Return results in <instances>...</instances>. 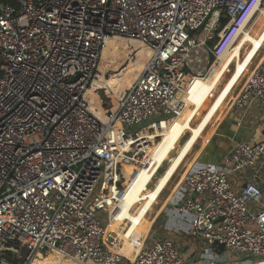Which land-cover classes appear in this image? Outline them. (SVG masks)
Here are the masks:
<instances>
[{
	"label": "built area",
	"instance_id": "built-area-1",
	"mask_svg": "<svg viewBox=\"0 0 264 264\" xmlns=\"http://www.w3.org/2000/svg\"><path fill=\"white\" fill-rule=\"evenodd\" d=\"M263 13L264 0H0V264H34L52 253L80 264H187L169 237L147 245L152 227L130 237L133 260L107 229L183 111L181 96ZM119 40L130 49L126 63L141 49L150 56L115 94L98 83L118 73L103 61ZM250 68L235 88V110L264 106V55ZM225 162L256 172L237 193L225 170L192 168L177 183L182 196L167 214L169 231L201 237L211 258L264 263V143H237ZM126 165L134 168L129 178Z\"/></svg>",
	"mask_w": 264,
	"mask_h": 264
},
{
	"label": "crops",
	"instance_id": "crops-1",
	"mask_svg": "<svg viewBox=\"0 0 264 264\" xmlns=\"http://www.w3.org/2000/svg\"><path fill=\"white\" fill-rule=\"evenodd\" d=\"M263 47H264V44H263ZM259 51H261V49ZM259 51L254 52V50H251V52L247 55L242 65L237 70L238 73L236 72L237 74V77L235 78L236 80L238 79L240 74L243 72L244 68L248 65L251 58H254L255 55L258 54ZM246 60H247V63L245 65ZM215 71L217 72V70ZM237 93H238V89H236L232 93L231 97L228 98V95L230 93L228 94L227 92L226 96L221 101L223 104L221 105L218 112L215 114V116L212 115L210 117L209 121L212 119V121L210 122L211 128L209 129L208 132H206L205 134H203V136H201L199 140L200 144H196V143H199L198 141L199 136H198L197 139L194 141V143H192V145L188 148V150L184 152L193 134L191 135L189 139L186 140V137H185V139L182 142L176 144L177 146H176L175 151H177L178 155H177V158L172 163H170L169 167L167 166L168 162H166L165 160L166 157L163 153L166 151L165 149L163 151L161 150V147L164 146L165 140L168 138H165L163 141L155 145L154 149L157 151V162L152 168L151 173L153 174V171L155 169L157 173L161 172V170L163 171V173L166 171L165 176L161 180L166 178L167 179L166 181H168L169 178H172V176L178 170L181 163L188 157V155H191L190 162L185 168V170H183L179 174L175 182H172V181L170 183L168 182L167 183L168 185L165 184L166 183L165 182L164 184L167 186L163 184L161 188L160 187L161 180H160L157 188L154 189V191L152 192V194L150 195V197L144 204L143 208L139 211H136V213L134 212L131 213V216L134 219L139 218L140 220V224L137 228L130 227L128 223L125 224L123 222L124 221L123 218L118 221H113L111 223L112 228L118 234L122 242L121 246H116L115 248L118 252H121L123 254L128 253L130 256H133L135 254L134 253L135 248L133 247L131 243L130 237L133 236L135 238L141 235L146 237L149 234L152 225L157 221V219L160 216L163 215V219L161 221L162 228L161 227L159 228L160 231L158 235L154 237L155 239H162L165 237L167 238L169 237L175 240L178 243L180 250L182 252V255L184 257V260L187 262V264H240L241 260H244L243 264H256L257 263V261L252 262L251 261L252 258H238L239 260H235V256L234 257H230L229 255L222 256L223 253L215 256L214 258H211V249L205 244L204 240L201 237L194 238L188 234L170 232L168 228L169 223H168L167 214L171 213V209H173V206L178 203V200H175V201L173 200L171 202L168 201L172 199L171 195L174 192L173 187L176 183L180 181L179 180L180 177L182 178L183 175L184 174L186 175V173L189 172L192 168L195 169V168H200V167H209V168L217 169V170H222V169L225 170L227 172L228 178L231 179V183H232L231 185L233 187V190L236 191L237 193H240L244 185L253 178V175L255 174L256 169L234 171L230 167V165H228L225 162L227 154L230 152V150L234 146H236L237 143H241V142L250 143V144L264 143V106H262L259 102H254L245 111L235 110L233 108V100L235 96L237 95ZM201 133L202 131L200 132V134ZM170 138L172 139L173 137H170ZM171 139H168V140H170L171 142ZM196 145H199V146H196ZM178 161H179L178 163L179 165H177L176 168L171 172L172 167ZM153 175L156 176L155 174ZM260 185L262 186L263 192H264V167L261 172ZM168 187H169V190L164 194V192L166 191V189H168ZM163 194L164 196H162ZM158 203L159 205L156 206ZM263 204H264V196H263ZM153 206H156V207L149 214ZM112 228L110 227L108 228L109 232H111ZM129 228L130 230L126 234V231H128ZM198 258H199V261L195 263V260ZM233 259L235 261H231Z\"/></svg>",
	"mask_w": 264,
	"mask_h": 264
},
{
	"label": "rangeland",
	"instance_id": "rangeland-1",
	"mask_svg": "<svg viewBox=\"0 0 264 264\" xmlns=\"http://www.w3.org/2000/svg\"><path fill=\"white\" fill-rule=\"evenodd\" d=\"M249 30L248 29L246 30L247 34L249 33ZM263 30H264V20L262 22H259L257 25H255L252 28V31H250V35L253 36L254 38H260L261 35H262V31ZM252 47H253V44H248L247 43V35H246V39H245V35H243L241 37V39H239V41L235 45V50L231 52V54L227 58V60H225L222 65L219 62L216 63V65L214 66L212 72L215 71V70H217V72L214 74L213 78L210 81L207 82V88H205L203 90V92L200 91V90L202 89L204 83L207 81V79H208V77H209L211 72L205 78L198 79L196 84L191 88V90L188 93L183 94L181 96V99H184L185 102H189L193 98L192 99V106L189 105V108H188V110H186L184 117H182L180 120L174 121L172 123V126L169 127V131H170V136L173 137V138L171 139L170 137H166L168 139H171V142H170V140L166 139L165 143H164V146L161 147L162 151L164 149L166 151V152H163V153H164V155L166 157V159H165L166 162H168V164H167L168 167H169L170 163H172L177 158L178 154H177V151H175L176 150V146H177L176 144L182 142L185 139V137H186V140L191 137V135L196 130V128L201 124V122L203 121V119L205 118V116L207 115L209 110L214 106V104L216 103L218 98L226 90L228 84L231 82V79L234 78V75L236 74L237 70L240 68V66L244 62L245 58L247 57V55L251 52ZM259 52H261L259 57L255 59V57L258 55L257 54V55H255L254 58H251V60L248 63V65L244 68L243 72L238 77V79H237L238 81L236 80L235 84L230 88V90L228 91V94L230 93L228 95V98L231 97V95H232L233 91L235 90L236 86L238 85L240 80L245 76V74L248 71V69L250 68V66L252 65L250 69H253L259 63V61H261V58L264 55V47ZM130 61L127 60V63L123 66V69L126 68L130 64ZM200 93H202V94H200ZM197 95H199V97L201 99L197 98ZM222 104H223L222 102L219 103V105L217 106V109H216L215 113L213 114V116H215V114L218 112V110L220 109ZM156 119L157 118H152L151 120L153 121V120H156ZM211 121H212V119L206 124L204 130H202V133L199 135L198 141L200 140L201 136H203V134L208 132L209 129L211 128V123H210ZM149 123H151V121L143 123L141 126H139V128H142V127L148 125ZM196 144H200V141H199V143H196ZM196 146H199V145H196ZM167 151H168V153H167ZM190 156L191 155H188V157L181 163V165L179 166V168L175 172V174L172 176V178H169V180L166 181L165 184H167L168 182L170 183L171 181L172 182L176 181V179L178 178L179 174L183 170H185V168L189 164ZM160 167H161V165H160ZM165 172L163 173V171L161 170V172L157 173V171L155 169L153 171V174H155L157 177L154 176L151 173L146 178V180L144 181L143 185L136 192V194L134 195V197H133V199L131 201V208H132L131 213L132 212L136 213V211H139V210H141L143 208L144 204L146 203V201L148 200V198L150 197V195L152 194L154 189L157 188L160 180L165 176ZM185 176L186 175L184 174L183 177L181 178V180ZM229 181L231 183V179H229ZM167 185H165V186H167ZM180 189L181 188L176 183L174 185V187H173V191L174 192L171 195L172 196V201L173 200L175 201V200H178L179 198H181L180 196H182V195H181V190ZM168 190H169V187H168V189H166L164 194ZM164 194L162 196H164ZM160 201H159V203H160ZM159 203L156 206H158ZM156 206H153V208L150 210L149 214L154 210V208ZM251 207H255L253 212L255 214H257L259 206H256V205L252 204ZM98 218H99V221L101 222V225L103 227H105L107 225V223H108V214L106 212L102 211V212L99 213ZM162 219H163V215L160 216L157 219V221L152 225V230H151V233L149 234V239H148V242H147L148 246H152L153 245L154 240H155L154 236L158 235V233L160 231L159 228L160 227L162 228V224H161ZM246 226L250 227V228H252L254 230H258V228L256 226L252 225V224H248L247 223ZM223 255L227 256V254H222V256ZM228 255L230 257H234V255H231V254H228ZM235 260H239L237 258V256H235ZM235 260L233 259L231 261H235ZM198 261H199V258L195 260V263H197ZM243 261L244 260H241L240 264H243ZM251 261L252 262L253 261L256 262L255 258H252ZM258 261H260V260L258 259ZM36 264H68V263L63 261L61 259V257L55 255L53 260L50 259V258H46V256H41V257L36 259ZM120 264H128V262L123 260ZM259 264H261V263H259Z\"/></svg>",
	"mask_w": 264,
	"mask_h": 264
},
{
	"label": "bare ground",
	"instance_id": "bare-ground-1",
	"mask_svg": "<svg viewBox=\"0 0 264 264\" xmlns=\"http://www.w3.org/2000/svg\"><path fill=\"white\" fill-rule=\"evenodd\" d=\"M263 20H264V13L258 19L256 25L259 22H262ZM243 35H245V39H246V35H247V42H251L253 44L252 50H254V52H257L260 49H262L263 44H264V39L263 38H261V37L260 38H254L253 36L250 35V32L247 34L246 30L244 31ZM242 36H240L239 39H241ZM239 39H238V41H239ZM134 44L136 45V47H138L136 43H134ZM235 45L232 47V49L228 50L221 57V59L219 61V63L221 65L230 56L231 52L235 48ZM129 52H130V49L128 48V45H127L126 41H124V40H119L118 42L117 41H113V42L109 43L108 47L106 48V50L104 52L103 65L105 63H109L108 65H111V67H113L112 69L114 70V72H118V73L112 74L111 78H109V79L108 78H106V79L102 78L101 81L98 83V86L100 88H106L109 91L115 92V94H116V93H119L120 90H123V89H126L127 87H129L131 85V83L137 78L139 73L143 70V67H144V65H145V63L148 60L150 55H149V53L147 51L141 49L138 52V54H137L136 61H131L130 64L126 68L123 69V66L126 64L125 60H126V57L129 54ZM246 63H247V60L245 61V65H246ZM215 73H216V71H213V72L211 71L207 81L204 83V85H203V87H202V89L200 91L203 92V90L205 88H207V82L210 81L213 78ZM236 77H237V74L234 76V78L228 84L226 90L218 98V100L216 101L214 106L209 110V112L205 116L204 120L198 126L197 130L193 133V135L190 138L189 143H188V145H187V147H186L184 152H186L188 150V148L192 145V143H194V141L197 139V137L199 136L200 132L203 130L204 126L209 121L210 117L214 114V112H215L217 106L219 105V103L223 100V98L226 96V94L229 91V89L234 84V82L236 80L235 79ZM200 94H202V93H200ZM90 95H93L92 91H90ZM94 97L96 98L95 94H94ZM197 98H200L199 95H197ZM192 99L189 102H185L184 99H182L185 102V107H184L183 111L181 112L180 116L174 121H178L182 117L185 116V112H186V110H188L189 105L192 106ZM98 107L102 111V108H101L100 104L98 105ZM172 123L170 125L167 124L166 126L163 125V126H165V130L163 131V138H162L161 141H163L166 137H171L170 136L169 127L172 126ZM161 141H159V142H161ZM159 142H156V144L159 143ZM154 148H155V146L151 149V158H150V162H149L148 166L145 169L141 170L140 175L137 177V179L134 180V182L132 183V185L130 187V190H129L128 194L126 195L125 199L122 202V207L125 210V212L122 213L121 216L116 220V221H118V220H120L122 218L124 220L125 219H130L131 223H129V225L131 227H134V228H137L139 226L140 220H139V218L134 219L131 216V211H132L131 201H132L134 195L136 194V192L140 189V187L142 186V184L146 180V178L151 174V170L154 167L155 163L157 162V151ZM178 163H179V161L176 162V164L172 167L171 172L176 168L177 165H179ZM133 169L134 168L131 165L124 166V171H125V174L127 175V178H129V175L133 172ZM166 180H167L166 178L161 180V182H160V187L161 188H162L163 184L166 182ZM154 196H156V195H154ZM149 202H151V201H149ZM109 227L112 228V226H109ZM108 232H109V229H107V233ZM111 232H115V230L112 228ZM135 251H134V253H136ZM121 254H123V253H121ZM55 255L61 257V259L63 261H65V262H67L68 264H80V263H78V262H76V261H74L72 259L64 258L63 256H61L58 253H52L50 255H47L46 258H50V259L53 260ZM123 255L127 256L128 258H130L132 260L134 259V257L130 256L128 253L123 254ZM34 264H36V260L34 261ZM261 264H264V263H261Z\"/></svg>",
	"mask_w": 264,
	"mask_h": 264
},
{
	"label": "trees",
	"instance_id": "trees-1",
	"mask_svg": "<svg viewBox=\"0 0 264 264\" xmlns=\"http://www.w3.org/2000/svg\"><path fill=\"white\" fill-rule=\"evenodd\" d=\"M226 23V20H224L223 22H222V24L224 25ZM0 76H1V73H0Z\"/></svg>",
	"mask_w": 264,
	"mask_h": 264
},
{
	"label": "water",
	"instance_id": "water-1",
	"mask_svg": "<svg viewBox=\"0 0 264 264\" xmlns=\"http://www.w3.org/2000/svg\"><path fill=\"white\" fill-rule=\"evenodd\" d=\"M16 264H18V263H16Z\"/></svg>",
	"mask_w": 264,
	"mask_h": 264
}]
</instances>
